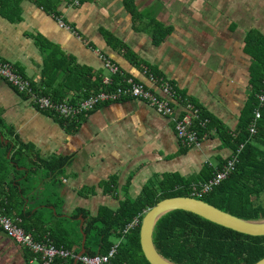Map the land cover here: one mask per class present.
<instances>
[{"label": "crops", "instance_id": "1", "mask_svg": "<svg viewBox=\"0 0 264 264\" xmlns=\"http://www.w3.org/2000/svg\"><path fill=\"white\" fill-rule=\"evenodd\" d=\"M152 22L169 29L159 44ZM249 32L264 40V0H0V57L35 94L79 102L102 88H86L97 78L150 85L151 76L158 77L179 91L177 115L191 101L229 132L240 125L252 63L264 52V45L252 56L245 50ZM105 59L121 73L113 74ZM209 123L206 130L195 122L203 141L189 147L177 138L174 119L144 99L100 105L66 121L0 77V209L37 243L77 256L85 250L86 219H96L102 207L119 211L164 176L192 183L191 197L199 198L195 188L238 150ZM145 211L124 226V235ZM65 234L74 243L57 247L53 239ZM121 240L114 238L111 249L116 252ZM0 264H39V254L15 244L0 227Z\"/></svg>", "mask_w": 264, "mask_h": 264}, {"label": "trees", "instance_id": "2", "mask_svg": "<svg viewBox=\"0 0 264 264\" xmlns=\"http://www.w3.org/2000/svg\"><path fill=\"white\" fill-rule=\"evenodd\" d=\"M152 23L155 26V33L160 35L156 38L159 44L164 41L169 29H164L156 22ZM253 35L254 32L247 34L244 46L251 56L254 51L258 52L261 45H264L263 38L260 36L254 38ZM263 53L261 52V56L257 54L254 57L255 62L253 61L250 71L251 93L248 104L242 112L240 125L235 131L229 132L222 128L215 117L200 104H196L200 109V119L209 120V125L211 123L216 125V129L221 131L223 143L229 145L233 151L242 146L234 171L208 195L196 199L247 220L264 219V105L260 108L261 117L257 121L255 135L250 136L248 131L253 111L257 106L256 95L264 78ZM151 74L159 76V72L155 69ZM120 81V77L114 79L112 85L106 89H115ZM101 87H103L102 80L97 78L86 88L100 89ZM173 87L175 88L174 85ZM176 93L178 95L179 91L176 90ZM207 123L206 130L209 128ZM191 186L192 183L181 180L175 175H167L157 184L146 185L135 201L123 203L122 208L117 212L102 207L99 216L96 219H86L88 220L86 227L83 226V232L86 234L84 246L86 255L91 257L105 255L110 251L114 238L122 237L116 254L110 261L111 264H149L142 254L139 242L142 216H139V224L125 235L123 234L124 226L135 215L147 210L157 201L171 197H191ZM1 205L6 208L3 203ZM7 210L9 211V208H6ZM22 227L24 228L23 225ZM24 230L27 233L31 232L26 228ZM62 237L64 239H53L55 245L70 248L74 243L70 235L65 234ZM153 243L161 256L176 264H254L264 257V237L254 238L242 235L191 212L181 210H171L156 221ZM72 263L73 260L55 257L50 264Z\"/></svg>", "mask_w": 264, "mask_h": 264}, {"label": "built area", "instance_id": "3", "mask_svg": "<svg viewBox=\"0 0 264 264\" xmlns=\"http://www.w3.org/2000/svg\"><path fill=\"white\" fill-rule=\"evenodd\" d=\"M105 66L115 75H119L121 70L119 66L111 60L105 59ZM0 77L8 81L19 92L28 95L32 102L43 111H48L61 119L66 121H75L80 116L94 111L98 106L113 102H120L125 100H148L156 110L162 114L174 119L177 138L188 145L189 147H200L203 137L200 136L199 130L195 127V122L198 121L201 126H205L208 120L200 119V109L194 106L191 101H187L185 111L180 116L176 114V106L178 105L177 93L173 85L162 78H150V85L136 82L129 77H123L117 84V87L112 90L106 89L111 86L114 79L105 77L102 80L103 87L95 94L80 100L79 102L63 101L54 102L49 97L37 95L32 90L30 81L17 73L16 68L9 61L0 57ZM257 106L253 111L251 122L248 126L250 133H255L256 124L261 117L260 108L264 105V78L261 83V88L256 95ZM237 153L232 157L222 171L209 181L199 185L195 188V196L201 197L209 193L214 187L224 180L227 175L233 170L235 162L237 161ZM136 225V221L131 222L128 228ZM0 227L7 237L15 244L17 243L23 249H28L35 254H39V264H50L55 257L61 258H76L72 253L55 248L51 245H44L37 243L33 236L25 233L21 227L16 225V222L10 217L4 215L0 209ZM115 249L112 248L107 255H97L94 257L83 255L79 257V264H110L111 259L115 255Z\"/></svg>", "mask_w": 264, "mask_h": 264}, {"label": "water", "instance_id": "4", "mask_svg": "<svg viewBox=\"0 0 264 264\" xmlns=\"http://www.w3.org/2000/svg\"><path fill=\"white\" fill-rule=\"evenodd\" d=\"M171 210H181L191 212L209 222L228 228L236 233L249 237H264V219L247 220L232 215L223 210L207 204L206 202L193 197H171L157 201L149 207L142 216L139 228V242L142 254L149 264H176L161 256L153 243V231L156 221L165 213ZM85 241L83 235L82 245ZM85 254V250L74 259L73 264H77L79 257ZM254 264H264V257Z\"/></svg>", "mask_w": 264, "mask_h": 264}, {"label": "rangeland", "instance_id": "5", "mask_svg": "<svg viewBox=\"0 0 264 264\" xmlns=\"http://www.w3.org/2000/svg\"><path fill=\"white\" fill-rule=\"evenodd\" d=\"M5 152V151H4ZM71 223V222H70ZM65 226L69 227L68 230H70V224H68L67 222L63 223Z\"/></svg>", "mask_w": 264, "mask_h": 264}]
</instances>
